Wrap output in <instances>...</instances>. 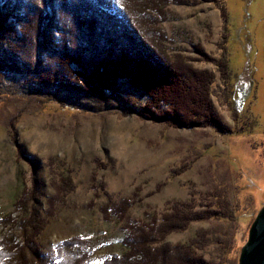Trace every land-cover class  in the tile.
Wrapping results in <instances>:
<instances>
[{"label":"rangeland","instance_id":"374dc122","mask_svg":"<svg viewBox=\"0 0 264 264\" xmlns=\"http://www.w3.org/2000/svg\"><path fill=\"white\" fill-rule=\"evenodd\" d=\"M1 1L8 6L3 8L5 24L15 22L19 2ZM224 2L231 80L224 88L216 71L209 91L214 114L228 132L143 118L132 112L139 108L138 91H126V84L127 95L117 102H100L76 86L73 91L67 88L62 95L70 107H62L57 101L48 102L54 94L32 89L44 83L29 86L22 62L9 65L8 78L19 81L15 85L9 84L0 67V223L13 214L19 220L29 219L36 241L31 248L39 255L36 264H54L56 244L70 238L78 240L79 248L86 244L97 264L105 255L125 251L121 240L131 223L136 231L139 223L150 222L170 204L190 199L203 204L205 192L218 189L237 206L228 257L238 264L249 226L264 204V0ZM152 9L156 23L150 26L165 36L167 52L215 70L210 59L219 55L223 33L218 0H162ZM117 22L114 30L123 28L121 39L126 42L127 26L123 20L125 25ZM48 61L42 52L36 58L39 67ZM36 94L44 100L39 102ZM18 202L31 206L28 215L16 210ZM111 202L117 207L107 205L103 210ZM219 223H192L167 240L186 243L197 229L213 230ZM1 233L0 225L2 245ZM210 252V259H216L215 246Z\"/></svg>","mask_w":264,"mask_h":264},{"label":"trees","instance_id":"16d2710c","mask_svg":"<svg viewBox=\"0 0 264 264\" xmlns=\"http://www.w3.org/2000/svg\"><path fill=\"white\" fill-rule=\"evenodd\" d=\"M16 1L21 9L14 15L15 22L7 25L4 22L7 11L3 9L7 4L1 1L0 5V42L3 43L0 67L9 84L19 82L8 78L9 65L20 61L24 64L25 79L30 80L29 86L44 83L32 89L54 94L48 102L57 101L62 107H70L64 103L66 97L62 95L67 88L85 91L88 97L100 99V102L104 99L117 102L127 95L123 89L126 84L129 88L126 91L135 94L138 91L135 100L139 104L135 106L139 108L132 112L143 118L178 127L209 126L219 132L229 131L214 114L209 91L217 78L216 71L217 80L224 88L228 89L231 80L226 49L228 14L224 0H218L223 33L217 46L219 55L210 59L214 73L196 67L177 52L170 54L164 49L165 36L153 27L155 15H150L152 7L162 0ZM112 4L120 9H108ZM53 12L57 15L55 19H52ZM122 20L127 26L125 36L137 43L121 39L124 38L123 28L114 30L117 21L125 25ZM46 33L50 36L46 37ZM40 52L49 59L41 67L36 63ZM35 96L39 102L44 100L40 94ZM127 98L132 99L131 95ZM205 194V204L192 199L176 202L150 222L139 223L136 231L132 230L131 223L121 240L125 251L105 255L97 264H234L228 254L236 230L237 206L229 201L227 192L218 189ZM33 199L32 194L30 202ZM22 203L18 202L16 210L23 209L25 214L31 211V206ZM116 203L106 204L103 210ZM13 215L0 223L1 238L5 242L0 244V264H36L39 255L31 248V243L36 244V241L29 231V219L19 220ZM213 221L221 223L212 227L213 230L197 229L186 243L171 244L167 240L170 234L185 231L192 223ZM76 240L70 238L56 244L54 264H96L90 258L92 250L87 249L86 244L79 248ZM211 245L215 246L216 259H210Z\"/></svg>","mask_w":264,"mask_h":264},{"label":"water","instance_id":"95a60500","mask_svg":"<svg viewBox=\"0 0 264 264\" xmlns=\"http://www.w3.org/2000/svg\"><path fill=\"white\" fill-rule=\"evenodd\" d=\"M238 264H264V204L249 226L247 240L240 249Z\"/></svg>","mask_w":264,"mask_h":264},{"label":"bare ground","instance_id":"6f19581e","mask_svg":"<svg viewBox=\"0 0 264 264\" xmlns=\"http://www.w3.org/2000/svg\"><path fill=\"white\" fill-rule=\"evenodd\" d=\"M149 57V56H148ZM151 59V58H150ZM165 68V67H164ZM166 71V70H165ZM184 72V71H183ZM181 73V72H180ZM189 73V72H188ZM236 74V73H235ZM167 76V75H166ZM190 77V76H189ZM188 81V80H187ZM197 81V80H196ZM188 85H190V84H188ZM186 86V85H185ZM190 88V87H189ZM156 107H158V106H156ZM154 110V109H153ZM156 111V110H155ZM214 111V110H213ZM198 115V114H197Z\"/></svg>","mask_w":264,"mask_h":264}]
</instances>
